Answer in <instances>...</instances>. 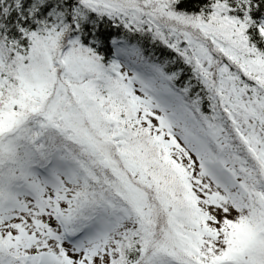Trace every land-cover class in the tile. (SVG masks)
I'll use <instances>...</instances> for the list:
<instances>
[{"label": "snow or ice", "instance_id": "snow-or-ice-1", "mask_svg": "<svg viewBox=\"0 0 264 264\" xmlns=\"http://www.w3.org/2000/svg\"><path fill=\"white\" fill-rule=\"evenodd\" d=\"M0 264H264V0H0Z\"/></svg>", "mask_w": 264, "mask_h": 264}]
</instances>
